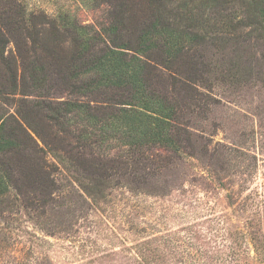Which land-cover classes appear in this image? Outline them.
Returning a JSON list of instances; mask_svg holds the SVG:
<instances>
[{"label": "rangeland", "instance_id": "obj_1", "mask_svg": "<svg viewBox=\"0 0 264 264\" xmlns=\"http://www.w3.org/2000/svg\"><path fill=\"white\" fill-rule=\"evenodd\" d=\"M17 1L47 22L68 14L100 36L110 26L114 11L110 0ZM8 2L0 0L1 15L16 11ZM43 26H37L40 40L37 37L36 44L25 32L8 34L0 74L8 78L7 64L22 84L29 68L40 61L51 77L47 87L53 88L51 96L56 101L73 99L71 92H60L57 86L59 75L64 76L71 68L70 60L76 58L72 36L55 42L50 24ZM42 31L50 39L40 49ZM231 44L207 47L196 55L200 53L204 62L197 66L201 72L194 88L187 91L197 99L192 110L182 112L190 127L181 132L178 151L158 146L131 157L133 153L118 140L95 150L104 162H143L144 157L147 162L138 166L147 163L145 173L153 169L156 179L166 185L168 181L172 185L168 192L152 195L114 186L102 200L94 201L68 179L43 202L35 200L41 198L35 193L29 195L30 202L12 195L14 207L0 214V264L237 263L228 257L230 248H235L228 242L232 233L249 231L251 223V231L264 235V60L261 52L239 54ZM174 84L179 86L173 78L166 85L155 82L157 88L165 85L178 97L172 92L178 91ZM25 87L28 91L29 81ZM23 90L8 98L5 112L27 114V121L36 126L35 103L44 95L30 88L25 96ZM184 95L182 91L179 98ZM189 137L200 146H189ZM48 161L56 164L51 158ZM33 201L37 206L30 204ZM142 245L145 258L141 262L137 253ZM243 250L248 254L241 255L242 264H259L252 261V244L246 243Z\"/></svg>", "mask_w": 264, "mask_h": 264}, {"label": "trees", "instance_id": "obj_2", "mask_svg": "<svg viewBox=\"0 0 264 264\" xmlns=\"http://www.w3.org/2000/svg\"><path fill=\"white\" fill-rule=\"evenodd\" d=\"M8 3L16 11L0 14V58H4L8 34L25 32L36 44V38L40 40L37 26L48 23L55 42L71 35L76 58L70 60L68 72L59 75L57 86L75 98L56 101L51 96L53 88H47L51 77L40 61L29 68L22 84L6 64L8 78L0 74L4 101L0 103V214L14 207L12 195L30 202L29 195L35 193L41 197L35 200L43 202L68 179L94 201L102 200L114 186L165 194L172 185L156 179L153 169L145 173L147 163L138 166L147 162L144 157L143 162H104L96 148L118 140L133 153L131 157L158 146L178 151L181 132L190 127L182 112L192 110L197 99L187 91L194 88L201 72L197 66L204 62L200 53L196 57L199 50L232 42L235 52L252 56L261 52L264 60V0H110L114 11L104 36L91 33L68 14L47 22L17 0ZM42 35L40 49L50 39L48 33L42 31ZM172 78L179 83L174 84L178 91H172L178 97L165 86ZM155 82L165 85L157 88ZM21 87L25 96L30 88L44 95L35 103L36 112H30L39 115L36 126L30 125L27 114L5 112L8 98ZM182 91L185 95L180 99ZM186 142L192 148L200 146L190 137ZM30 204L37 206L34 201ZM247 228V232L232 233L228 242L235 248H230L229 260L242 264L241 255L246 257L248 251L241 250L250 243L255 254L252 261L264 264V235L251 231V223ZM144 247H138L140 260L145 258Z\"/></svg>", "mask_w": 264, "mask_h": 264}]
</instances>
